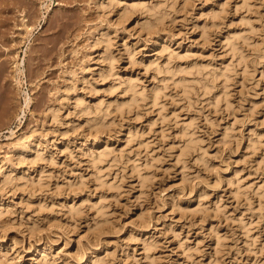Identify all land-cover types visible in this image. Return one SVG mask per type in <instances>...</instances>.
<instances>
[{
	"label": "rangeland",
	"instance_id": "1",
	"mask_svg": "<svg viewBox=\"0 0 264 264\" xmlns=\"http://www.w3.org/2000/svg\"><path fill=\"white\" fill-rule=\"evenodd\" d=\"M94 261L264 264V0H0V264Z\"/></svg>",
	"mask_w": 264,
	"mask_h": 264
},
{
	"label": "bare ground",
	"instance_id": "2",
	"mask_svg": "<svg viewBox=\"0 0 264 264\" xmlns=\"http://www.w3.org/2000/svg\"><path fill=\"white\" fill-rule=\"evenodd\" d=\"M27 32H28V31H27ZM103 34H104V33H103ZM96 39L98 40L99 37L96 38ZM229 41H231V40H229ZM231 42H232V43H231L232 45L236 46V45L234 44L233 41H231ZM234 46H233V47H234ZM234 49H235V48H234ZM235 50H236V49H235ZM237 50H238V48H237ZM233 51H234V50H233ZM235 52H236V51H235ZM15 65H16V64H15ZM18 65H19V64H18ZM16 67H17V66H16ZM19 71H20V70H19ZM171 72H172V71H171ZM173 73H174V72H173ZM170 74H171V76H172V73H170ZM174 76H175V75H174ZM181 77H183V76H181ZM183 79H184V78H183ZM183 79H182V80H183ZM182 80H181V81H182ZM184 81H186V80H184ZM131 83H132V82H131ZM181 83H182V84H185V89H186V87H187L186 83H183V81H182ZM131 86H135V85H134V84H133V85H131V84L128 85V88H127V89H128V91H130V92H131L132 88H134V87L131 88ZM182 86H183V85H182ZM129 89H130V90H129ZM135 89H136V88H134V89L132 90V92H133ZM135 91H136V90H135ZM136 92H137V91H136ZM136 92L132 93V95L134 94L135 97H136V95H138V96L140 95V96H141V95L143 94V93H142V94H141V93H139V94L137 93V94H136ZM156 92H159V91L157 90ZM159 93H160V92H159ZM159 93H155V94H154L156 99L159 98V97H158V94H159ZM159 95H160V94H159ZM134 96H132V99H133ZM138 96H137V97H138ZM142 97H143V96H142ZM138 98H139V97H138ZM155 98H154V99H155ZM134 99H135V98H134ZM135 100H136V99H135ZM131 101H133V100H131ZM18 147H19V145L16 146V149H17ZM102 158H104V156H102ZM102 158L100 157L99 160H101ZM99 160H98V161H99ZM102 160H103V159H102ZM102 160H101V161H102ZM99 162H100V161H99ZM6 178H7V177H6ZM94 263H96V262L94 261ZM96 264H97V263H96Z\"/></svg>",
	"mask_w": 264,
	"mask_h": 264
}]
</instances>
